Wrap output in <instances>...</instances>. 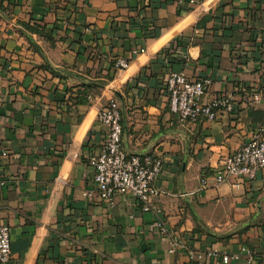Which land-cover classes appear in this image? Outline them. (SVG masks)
Listing matches in <instances>:
<instances>
[{
  "label": "crops",
  "instance_id": "crops-1",
  "mask_svg": "<svg viewBox=\"0 0 264 264\" xmlns=\"http://www.w3.org/2000/svg\"><path fill=\"white\" fill-rule=\"evenodd\" d=\"M170 72L207 80L200 103L228 99L232 111L180 123ZM111 102L123 150L162 163L148 212L95 194L89 157L105 137L96 116ZM256 135L264 139V0H0L7 264H191L180 246L264 264V170L200 184Z\"/></svg>",
  "mask_w": 264,
  "mask_h": 264
},
{
  "label": "built area",
  "instance_id": "built-area-1",
  "mask_svg": "<svg viewBox=\"0 0 264 264\" xmlns=\"http://www.w3.org/2000/svg\"><path fill=\"white\" fill-rule=\"evenodd\" d=\"M117 66L127 67L120 61ZM164 87L168 97L169 110L176 115L180 123L195 124L201 119L213 121L219 111L231 112L228 99H214L201 104L207 80H190L183 73L170 72L164 78ZM96 120L105 128L104 142L97 154L89 157V165L94 170L93 185L100 201L111 205L117 197H129L141 205L143 212L151 209L152 201L161 192L154 183L161 173L162 163L153 155H128L122 146L121 118L116 102H111L97 113ZM264 170V139L254 136L248 143L224 157L209 178L200 181L205 189L209 183L219 186L224 183H241L253 180L257 173ZM3 183L1 182L0 185ZM85 196L90 197L89 193ZM159 233L166 235L163 222L156 224ZM186 251L191 264H207L208 261L228 264L230 257L217 250L205 252L180 246ZM10 259V237L8 228L0 225V264Z\"/></svg>",
  "mask_w": 264,
  "mask_h": 264
}]
</instances>
